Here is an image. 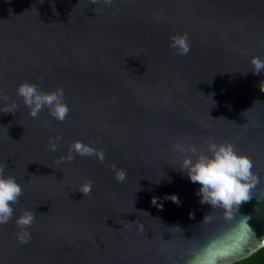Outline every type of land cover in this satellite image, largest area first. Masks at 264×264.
<instances>
[{
	"label": "water",
	"instance_id": "water-1",
	"mask_svg": "<svg viewBox=\"0 0 264 264\" xmlns=\"http://www.w3.org/2000/svg\"><path fill=\"white\" fill-rule=\"evenodd\" d=\"M182 33L187 55L170 47ZM252 56L264 59V0H0V92L9 98L0 110L18 105L0 112V166L24 189L0 225V264H212V250L234 247L245 226L256 237L230 264L261 248L264 73L253 74ZM23 81L62 88L67 118L47 108L31 117L16 93ZM209 139L253 162L259 183L238 209L244 219L201 204L199 184L178 166L174 143ZM74 140L102 150L103 163L76 154L58 163ZM113 165L127 170L123 183ZM89 180L83 196L77 188ZM26 209L35 221L21 244L15 219Z\"/></svg>",
	"mask_w": 264,
	"mask_h": 264
},
{
	"label": "clouds",
	"instance_id": "clouds-1",
	"mask_svg": "<svg viewBox=\"0 0 264 264\" xmlns=\"http://www.w3.org/2000/svg\"><path fill=\"white\" fill-rule=\"evenodd\" d=\"M90 3L95 5L103 3L105 6H111L113 0H90ZM95 11L96 14H99L100 10L95 9ZM170 47L175 49L177 55H187L190 52L187 34L173 35L170 38ZM250 64L253 74L264 73V59L252 56ZM262 84L264 81L261 82ZM261 90L264 91V87H261ZM16 93L21 97L23 104L29 110V115L33 118L38 117L45 108H47L50 116L60 122H63L69 114V108L63 99L64 91L62 88L44 91L34 83L23 81L17 85ZM8 99L6 95L0 92V100L8 101ZM17 108L18 105L12 102L0 112L15 113ZM59 139L58 136L49 139V151H57ZM173 147L181 155L179 168L186 173L192 183L199 184L197 195L200 197V203L209 205L211 209H221L226 219L231 220L233 216L237 215L244 219L245 217L238 213V209L243 203L251 199L252 190L259 183V177L253 172L252 160L247 155L235 151L232 143L227 141L217 143L209 139L203 148L194 144L176 142ZM74 154L81 157H92L101 163L105 159L102 150L82 141L74 140L69 146L67 154L60 157L58 163L70 162L74 159ZM6 167L7 165L0 166V225L7 224L12 220L15 211L13 205L19 202L24 193L22 185L13 176L5 174ZM112 167L116 181L123 183L127 179V170L117 169L115 165ZM92 187L93 183L89 180L82 183L77 189L83 196H88L92 192ZM168 199L174 203H180L179 198L174 194L168 196ZM152 203L162 207L157 203L156 198L152 199ZM207 219L208 215L206 214L202 221H207ZM34 221V210L26 209L16 217L15 223L18 229L16 237L19 243L26 244L29 242L31 234L28 229ZM244 222L246 223V219ZM138 227L143 231L142 225H138ZM249 229L251 236L255 238V233L250 227ZM259 246L264 247V238L259 240ZM242 250L243 246L241 252ZM239 254L240 252L233 253L224 261L225 264H230Z\"/></svg>",
	"mask_w": 264,
	"mask_h": 264
},
{
	"label": "snow or ice",
	"instance_id": "snow-or-ice-1",
	"mask_svg": "<svg viewBox=\"0 0 264 264\" xmlns=\"http://www.w3.org/2000/svg\"><path fill=\"white\" fill-rule=\"evenodd\" d=\"M249 235L251 234L246 230V226H245L244 229H241L239 242L234 247L226 248V249H213L210 254L212 264H223V261H225L229 256H231L235 252L240 251L242 249L244 242L249 237ZM205 255L207 256L209 254L205 253Z\"/></svg>",
	"mask_w": 264,
	"mask_h": 264
},
{
	"label": "trees",
	"instance_id": "trees-1",
	"mask_svg": "<svg viewBox=\"0 0 264 264\" xmlns=\"http://www.w3.org/2000/svg\"><path fill=\"white\" fill-rule=\"evenodd\" d=\"M233 264H264V247L259 248L251 255L242 258Z\"/></svg>",
	"mask_w": 264,
	"mask_h": 264
}]
</instances>
